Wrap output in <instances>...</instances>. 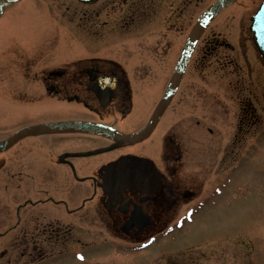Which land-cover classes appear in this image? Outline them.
Instances as JSON below:
<instances>
[{
  "label": "flooded vegetation",
  "instance_id": "1",
  "mask_svg": "<svg viewBox=\"0 0 264 264\" xmlns=\"http://www.w3.org/2000/svg\"><path fill=\"white\" fill-rule=\"evenodd\" d=\"M41 1L43 8L52 9L48 1ZM262 1L235 0L206 27L172 99L145 140L120 143L107 134L56 131L26 136L0 152V239L6 242L4 247L0 244V264L88 263L95 242L87 239L94 234L150 235L173 225L181 215L175 211L194 196L205 175L188 166L194 149L186 142L187 133L202 130L216 135L204 120L215 122L219 108L222 117L228 106H234L244 133L259 121L264 123L258 107L259 97L264 102L259 81L264 79V56L251 30L252 16ZM201 2L72 0L76 7H87L88 27H80L78 21L74 30L80 32L70 34L77 48L59 50L54 60L40 66L34 57H18L13 51L9 67L11 107L52 102L73 111L66 117L34 114L24 121H42L21 128L79 120L124 133L142 131L158 111L178 62L157 66L147 55L154 49L157 54L171 49L165 43L166 31L175 27L184 37L180 57L192 26L211 4L190 24ZM228 9L233 15L226 17L228 31H223L215 22ZM45 16L51 18L47 12ZM159 70L168 71L167 81L159 82ZM17 73L22 79L14 82ZM18 115L13 119L20 120ZM190 120L195 124L187 125ZM181 124L182 133L177 129ZM19 129L12 128L10 136ZM89 143L93 145L86 146ZM113 152L114 157L108 156ZM132 216L137 222L126 232Z\"/></svg>",
  "mask_w": 264,
  "mask_h": 264
},
{
  "label": "rangeland",
  "instance_id": "2",
  "mask_svg": "<svg viewBox=\"0 0 264 264\" xmlns=\"http://www.w3.org/2000/svg\"><path fill=\"white\" fill-rule=\"evenodd\" d=\"M47 1L52 6L51 10L43 8L41 4L44 1L41 0H19L8 4L0 19L1 140L10 136L12 128L17 130L24 125L42 121L40 119L24 121L34 114L44 117H66L73 111L69 107L52 102H47L41 107L36 104L35 107H38L36 111L33 109L35 107L25 106L16 109L10 106V92H12L10 91V52L15 51L18 57H34L33 61L36 60L35 64L40 66L54 60L59 50L64 53L62 50L72 52L75 49L76 45L70 39V34L80 32L74 30L78 21L80 27H88L85 15L87 7H76L72 0L45 2ZM212 1L202 0V7L197 8L190 24L203 7ZM46 12L50 19L45 16ZM232 13V9L223 12L215 25H221L223 31H228L224 22L226 17L233 15ZM59 22L62 25L60 28ZM161 22L159 20L158 24L161 25ZM176 29L170 27L166 31L165 43L169 42L168 46L171 49L160 51L159 54L155 53L154 49L148 53L147 59H152L153 64L171 66L177 62L178 51L184 42V37L178 35ZM167 51L169 52L166 54ZM41 56H44V59ZM59 57L65 60L67 56L59 55ZM164 60L166 62L163 63ZM167 72L159 70L160 83L167 81L169 76ZM22 75L20 73L14 82L20 81ZM259 81L264 87V79L260 78ZM261 99L263 98L259 97L260 101L257 102L264 118V102ZM178 107L176 105V111ZM228 107L229 111L222 117L219 115L221 113L219 108L215 122L204 120L216 130V135L202 130L196 133L191 130L186 135L188 140L186 142H189L194 149L188 166L191 169L197 167V170H204L202 175H205L201 178L194 196L183 200L175 211V214L181 215L174 219L170 231L146 234L147 236H128L121 233L94 234L87 239L95 242V248L89 253V262L68 261L64 264H264V123L259 121L258 125L251 128L249 134L244 133L238 128L234 106ZM17 112H20L18 115L20 120L13 119ZM188 123L195 124L192 120L188 121L187 125ZM177 129L182 133L181 130L185 128L181 124ZM189 138H192V141ZM89 144L86 146L93 145ZM150 145L151 143L147 146ZM116 154L113 152L108 156L114 157L113 155ZM234 164L236 169L230 172ZM194 173L197 172L193 170ZM221 178L223 179L219 186H213ZM206 194H209L208 197ZM200 200L202 203L197 207V211L183 218L182 213L191 209L190 207H196ZM162 224V221L158 223L159 226ZM149 236H155L156 240L153 244L148 248L138 246L140 240ZM2 240L0 239V244L4 247L6 242Z\"/></svg>",
  "mask_w": 264,
  "mask_h": 264
},
{
  "label": "water",
  "instance_id": "3",
  "mask_svg": "<svg viewBox=\"0 0 264 264\" xmlns=\"http://www.w3.org/2000/svg\"><path fill=\"white\" fill-rule=\"evenodd\" d=\"M14 0H0V16L3 14L5 6L7 3ZM233 0H219L215 4H213L210 8L207 9V11L201 16V18L198 20L196 25L194 26L190 37L186 43V47L184 48V51L182 53V57L179 61L176 75L175 77H179L181 74V71L183 70L185 66V62L187 61L192 47L199 36V34L202 32V30L205 28V26L210 22V20L219 12L221 11L228 3H230ZM254 31L256 33V42L261 48V50L264 53V5L259 10L254 23ZM176 88V83L173 81L169 90H168V96L166 98V101L168 100V97L171 96ZM170 98V97H169ZM166 101L163 103L162 107L165 105ZM158 120V115L155 114L152 121L150 122L149 126L135 134H123L117 130H111L109 128H105L100 125H96L93 123H85V122H78V121H65V122H53V123H46V124H40L31 126L28 128H25L13 136L9 137L5 141H0V151H4L8 149L11 145H13L17 140H19L22 137H25L29 134H35V133H42V132H51V131H70V130H80V131H90V132H98V133H107L112 134L115 138H117L119 141L123 142H137L141 141L149 136L151 131L153 130L154 126L156 125ZM135 222L134 218H132L127 225H132Z\"/></svg>",
  "mask_w": 264,
  "mask_h": 264
}]
</instances>
